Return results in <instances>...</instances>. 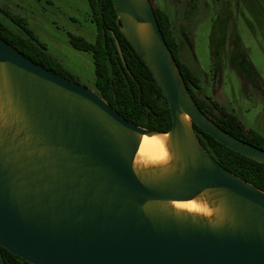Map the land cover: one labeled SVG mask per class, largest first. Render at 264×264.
<instances>
[{
    "label": "water",
    "instance_id": "95a60500",
    "mask_svg": "<svg viewBox=\"0 0 264 264\" xmlns=\"http://www.w3.org/2000/svg\"><path fill=\"white\" fill-rule=\"evenodd\" d=\"M111 2L172 125L128 121L0 36V246L32 264H264V191L220 165L193 124L263 164L264 149L198 107L151 0ZM143 135L163 136L164 161H137Z\"/></svg>",
    "mask_w": 264,
    "mask_h": 264
},
{
    "label": "rangeland",
    "instance_id": "374dc122",
    "mask_svg": "<svg viewBox=\"0 0 264 264\" xmlns=\"http://www.w3.org/2000/svg\"><path fill=\"white\" fill-rule=\"evenodd\" d=\"M186 1L151 0L153 7L170 16L181 57L201 80L198 95H208L246 128L264 134V0H229L225 24L216 21L215 26L212 0H206L208 5L193 0L192 7ZM0 5L25 18L47 52L77 77L76 82L94 88L91 53L72 47L68 37L95 39L86 0H0Z\"/></svg>",
    "mask_w": 264,
    "mask_h": 264
},
{
    "label": "trees",
    "instance_id": "16d2710c",
    "mask_svg": "<svg viewBox=\"0 0 264 264\" xmlns=\"http://www.w3.org/2000/svg\"><path fill=\"white\" fill-rule=\"evenodd\" d=\"M90 21L96 28L94 41L68 34L72 47L91 53L94 64V90L130 122L147 129L167 131L171 125L170 108L150 70L120 32L111 0H86ZM164 39L175 58L184 82L198 107L233 136L264 149V134L246 128L237 116L206 94L198 95L201 80L180 55V45L170 16L153 7ZM0 36L32 61L69 80L77 77L47 52L24 17L0 5ZM118 42V47L116 44ZM122 56V57H121ZM207 152L224 168L264 191V164L250 159L217 141L193 124ZM0 264H32L0 246Z\"/></svg>",
    "mask_w": 264,
    "mask_h": 264
},
{
    "label": "bare ground",
    "instance_id": "6f19581e",
    "mask_svg": "<svg viewBox=\"0 0 264 264\" xmlns=\"http://www.w3.org/2000/svg\"><path fill=\"white\" fill-rule=\"evenodd\" d=\"M167 158V151L164 146L163 136L143 135L137 152L139 163L161 162ZM183 208L194 211H205L196 201H186L177 203Z\"/></svg>",
    "mask_w": 264,
    "mask_h": 264
},
{
    "label": "flooded vegetation",
    "instance_id": "af4514ba",
    "mask_svg": "<svg viewBox=\"0 0 264 264\" xmlns=\"http://www.w3.org/2000/svg\"><path fill=\"white\" fill-rule=\"evenodd\" d=\"M193 0H187V4H189L192 7V2ZM204 3L206 4V0L204 1ZM203 3V4H204ZM210 3H207V5ZM228 4H229V0H212L211 1V9L213 12V17H212V25L215 26L216 21L221 23V24H225L224 23V19H225V15L227 14L226 10L228 9ZM226 20V19H225ZM175 32V31H174ZM212 40H214V38H212ZM213 41H212V54L214 55V63L216 61L217 63V58H216V49L213 50ZM215 48V47H214ZM214 51V53H213ZM181 55V51L179 52ZM214 66H216V64H214Z\"/></svg>",
    "mask_w": 264,
    "mask_h": 264
}]
</instances>
